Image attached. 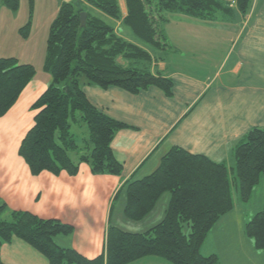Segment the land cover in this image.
I'll return each mask as SVG.
<instances>
[{
	"label": "trees",
	"instance_id": "obj_1",
	"mask_svg": "<svg viewBox=\"0 0 264 264\" xmlns=\"http://www.w3.org/2000/svg\"><path fill=\"white\" fill-rule=\"evenodd\" d=\"M120 1L64 2L50 27L44 70L51 75L52 82L33 105L38 113L19 148V155L33 176L43 172L76 176L83 163L94 175L121 176L123 165L115 157L112 143L116 134L129 126L110 118L89 102L82 88L83 78L88 85L103 90L116 87L137 95L156 87L171 97L172 80L150 71L152 59L159 57L138 44L156 54V51L165 52L169 47L164 30L166 15L179 13L199 20H214L226 8L223 0H123L127 12L123 17ZM250 1L236 0L242 14L249 11ZM1 4L17 11L19 0H1ZM83 13L87 14L84 28ZM109 19L121 22L122 30L136 39V43L118 33ZM36 74L33 65L20 64L13 57L0 58V117L15 105ZM80 120L89 132L84 144L71 131L72 124ZM235 160V167L230 169L208 157L172 148L153 174L130 180L123 187L124 214L134 222L148 216L161 196L169 193L170 202L163 220L143 233L111 226L105 252L93 260L56 243L58 236L72 234L73 227L28 212L11 211L2 203L0 264H4L2 246L14 238L29 244L49 264H131L150 256L173 264H219L216 255L205 256L201 248L209 232L235 207L230 172L238 180L243 203L250 201L254 187L259 184L264 174L263 129L253 128L245 135L236 147ZM185 226L190 229L189 234L184 233ZM245 235L256 250L264 251V207L246 224Z\"/></svg>",
	"mask_w": 264,
	"mask_h": 264
},
{
	"label": "crops",
	"instance_id": "obj_2",
	"mask_svg": "<svg viewBox=\"0 0 264 264\" xmlns=\"http://www.w3.org/2000/svg\"><path fill=\"white\" fill-rule=\"evenodd\" d=\"M69 1L72 0H65ZM223 1L226 8L214 20H199L179 13L166 15L169 20L164 25L165 33L169 29L174 33L178 28L181 41L172 44L178 57L171 50L168 58H162L138 44L159 57L152 59L150 71L172 80L171 97L156 87L133 95L116 87L103 90L82 80L83 91L94 107L129 126L119 131L112 143L113 153L123 165L121 176L94 175L84 163L76 176L66 172L58 176L49 172L33 176L19 155V148L38 113L32 107L46 92L52 78L44 70L45 45L40 43L42 47L36 48L37 43H29L30 38L25 43L20 41L19 24H8L4 19L7 9L2 7L0 58L13 57L20 64L33 65L37 74L9 112L0 117V204L4 203L11 211L28 212L73 227L72 234L58 236L56 243L93 260L105 252L111 226L123 230L126 228L122 225H126L130 231L143 233L157 224L146 230L134 227L148 222L159 205L157 202L153 211L138 223L130 221L124 214L123 187L130 180L153 174L172 148L208 157L233 169L239 142L253 128L264 130V0H251L246 14L239 11L236 0ZM120 6L124 17L127 12L123 0ZM109 20L118 33L135 42L122 30L121 22ZM48 34L49 31L45 32L47 40ZM12 38L16 44L27 45L23 50L20 47V55L8 54L6 43ZM169 202L170 196L157 222L163 220ZM238 202L240 206L234 200L233 211L222 217L212 231L217 234L227 225L235 227L237 219L239 231L229 239L244 240L239 250L258 261L261 251L245 235L249 220L241 221V216L247 217L243 207L246 203L240 196ZM154 258L146 257L131 264ZM1 259L4 264H49L41 253L18 238L2 246Z\"/></svg>",
	"mask_w": 264,
	"mask_h": 264
},
{
	"label": "rangeland",
	"instance_id": "obj_3",
	"mask_svg": "<svg viewBox=\"0 0 264 264\" xmlns=\"http://www.w3.org/2000/svg\"><path fill=\"white\" fill-rule=\"evenodd\" d=\"M64 2L65 0H19L18 10L12 11L4 7L1 4V0H0V10L3 8L7 9L5 10L6 16L4 17V19L6 20L8 24L10 22L14 24L16 23V25L17 23L19 24L17 33L19 35L20 41L25 43L30 38L31 41L29 43H34V42L35 44L37 43L36 48H41L42 44H44L46 47V51H47V45H46L47 39L45 37V32L48 33V31L50 30V27L52 23L54 22V20L56 19L59 13L60 7L62 3ZM166 18L168 21L169 16ZM166 23L164 25H166ZM26 26H28V28ZM25 27L26 29H24ZM22 28L23 30L20 31V29ZM176 30H178V28ZM176 30L173 33L172 30L169 29L168 33H166V37H167L166 42L169 46L168 48L165 49L166 51L165 52L164 50L156 51L157 53L162 55V57L168 58L171 55L170 54L171 50H174V52L176 53V57H178L179 53L177 52L176 47L172 45V44H178L181 41ZM24 33L28 34L27 37L23 36ZM137 42L140 43V41L138 40ZM6 45L8 46V49L10 50L8 54H13L12 52H17L18 55L22 53L19 51L20 47L23 46L21 48L23 50L24 47L27 46L26 44L25 45L16 44L13 38L9 39ZM171 45L173 46V48L171 47ZM179 48L181 50V47ZM84 80L85 78H83V81ZM71 131L73 135H75V137L78 139L79 143L84 144L83 140L85 137L88 136V133H89L85 122L80 120V122L77 124L73 123ZM230 181L232 185L233 198L236 201V203L239 204L238 202L239 192L237 189L238 180L235 174L232 172H230ZM234 181L235 183H233ZM169 196H170L169 193H165L162 195V197L158 201L159 210H157L158 208H156L157 212H155V214L151 216L148 222H145V224H134L135 225L134 227H136L137 230H146L147 228H150L156 223L159 224L161 221L160 222L158 221L159 223L157 222V220L160 218L158 214L159 212H162V207L166 206V199ZM243 205H244L243 207H244V211L247 217L241 216V221L245 220L246 218H247L246 220H250L255 214L263 210V207H264V174L261 176L259 184L254 187L250 201H248L246 204H243ZM229 221L232 222V219H229ZM236 224L237 225L232 228H230L231 225H227L226 228L221 229L220 231H218L217 234L216 233L214 234V232L211 230L205 242L202 245L203 248L201 251L204 254H209V253L217 254L216 256L219 259V264H264V251H261L259 254L261 258L258 261H254L252 258L246 257V252L244 250H239L244 240H241L240 238L229 239L231 238L232 234L237 233L239 231L240 224L237 219H236ZM122 226L123 228H126V229H123L124 231L133 232L129 230L130 229L129 226H126V225H122ZM183 231L185 234H189L190 229L187 226H185ZM223 233L224 235H222ZM226 238H228V240H226ZM154 259L156 260H152V259L145 260L142 262V264H173L172 262L164 258H161V257H155ZM251 261H253V263Z\"/></svg>",
	"mask_w": 264,
	"mask_h": 264
},
{
	"label": "water",
	"instance_id": "obj_4",
	"mask_svg": "<svg viewBox=\"0 0 264 264\" xmlns=\"http://www.w3.org/2000/svg\"><path fill=\"white\" fill-rule=\"evenodd\" d=\"M86 20H87V14L86 13L81 14V25L83 28L86 26Z\"/></svg>",
	"mask_w": 264,
	"mask_h": 264
}]
</instances>
